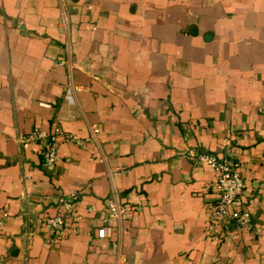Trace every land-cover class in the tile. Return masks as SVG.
<instances>
[{
    "label": "crops",
    "instance_id": "1",
    "mask_svg": "<svg viewBox=\"0 0 264 264\" xmlns=\"http://www.w3.org/2000/svg\"><path fill=\"white\" fill-rule=\"evenodd\" d=\"M57 127L49 169L28 136ZM195 152L239 162L255 235L206 237ZM0 264H264V0H0Z\"/></svg>",
    "mask_w": 264,
    "mask_h": 264
},
{
    "label": "built area",
    "instance_id": "2",
    "mask_svg": "<svg viewBox=\"0 0 264 264\" xmlns=\"http://www.w3.org/2000/svg\"><path fill=\"white\" fill-rule=\"evenodd\" d=\"M49 106V105H48ZM63 134L61 128H56L48 134L35 128L28 139L41 140L42 156L46 168L56 167L58 158V136ZM66 139L78 145H84L87 140L76 134H66ZM192 159L208 163L218 174L217 190L219 198L214 202L209 211V223L205 235L209 239L221 240L229 236L234 230L256 234L254 214L249 209L250 193L246 188L239 162L220 159L216 155L206 152H195ZM79 200L78 193L67 196H59L57 199V212L46 214L41 223L49 228L52 240L64 233L66 227L80 218L75 211V205ZM109 218L117 221H127L135 211L127 207L116 198H109L107 204ZM112 228L106 218L97 231V237L106 238L111 235Z\"/></svg>",
    "mask_w": 264,
    "mask_h": 264
}]
</instances>
